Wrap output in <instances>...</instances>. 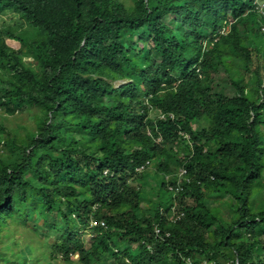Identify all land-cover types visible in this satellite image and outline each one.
Listing matches in <instances>:
<instances>
[{"label":"trees","instance_id":"obj_1","mask_svg":"<svg viewBox=\"0 0 264 264\" xmlns=\"http://www.w3.org/2000/svg\"><path fill=\"white\" fill-rule=\"evenodd\" d=\"M131 3L0 0V264H264V0Z\"/></svg>","mask_w":264,"mask_h":264},{"label":"rangeland","instance_id":"obj_2","mask_svg":"<svg viewBox=\"0 0 264 264\" xmlns=\"http://www.w3.org/2000/svg\"><path fill=\"white\" fill-rule=\"evenodd\" d=\"M124 2V4L126 6L131 5V0H122ZM261 6V4H260ZM18 21L17 17L15 14H12L11 12H4L2 15H0V29H3L4 27H11L14 26V24ZM8 43V46L10 48H14V49H18L19 45L13 41L10 40H6ZM27 61H31L30 59H28ZM1 114V113H0ZM23 119L25 120L22 124L19 122L20 119L16 118V119H11L8 118L6 121V126L7 127H14L15 124H21V125H27V126H32L34 127L36 121L35 118L32 115H28V114H23ZM183 172L180 171L179 174H182ZM261 197V196H259ZM38 232V231H37ZM18 238H21L18 236ZM22 244V243H21ZM22 250V248H21ZM28 251H25V257H27ZM77 259H73V262H75ZM31 264V263H30ZM42 264H56V263H52L51 261L49 262H44ZM58 264H62V263H58ZM74 264V263H72Z\"/></svg>","mask_w":264,"mask_h":264},{"label":"clouds","instance_id":"obj_3","mask_svg":"<svg viewBox=\"0 0 264 264\" xmlns=\"http://www.w3.org/2000/svg\"><path fill=\"white\" fill-rule=\"evenodd\" d=\"M182 172H183L182 174H179V177H183V175H184L185 172L184 171H182ZM170 190L172 191L173 188L170 187Z\"/></svg>","mask_w":264,"mask_h":264},{"label":"built area","instance_id":"obj_4","mask_svg":"<svg viewBox=\"0 0 264 264\" xmlns=\"http://www.w3.org/2000/svg\"><path fill=\"white\" fill-rule=\"evenodd\" d=\"M155 233H156V235H159V234H160L159 229H156V230H155Z\"/></svg>","mask_w":264,"mask_h":264}]
</instances>
